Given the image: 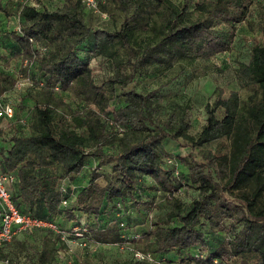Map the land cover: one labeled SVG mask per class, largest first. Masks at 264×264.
<instances>
[{"label":"trees","instance_id":"16d2710c","mask_svg":"<svg viewBox=\"0 0 264 264\" xmlns=\"http://www.w3.org/2000/svg\"><path fill=\"white\" fill-rule=\"evenodd\" d=\"M54 1L59 3L40 8L19 3L17 10L8 2L0 4L5 15L22 19L21 32L11 34L15 56L38 59L43 74L37 85L45 101L34 106L32 115L27 111L19 117L16 107L9 122L18 133L10 140L0 130V143H8L0 147V165L17 176L10 189L20 212L70 232L78 227L85 240L102 246L136 242L134 249L152 253L154 264H167V259L178 264H264V44L255 45L249 61L235 71L240 90L249 92L247 98L239 91L225 97L222 88L216 89L217 98L206 104V121L196 135L191 131L192 102H165L161 92L176 77L147 92L124 90L143 73L174 65L183 73L195 61L230 51L237 25L247 20L253 0H202L192 10L189 2L173 0H99L102 12H109V3L124 17L114 31L93 29L90 9L82 0ZM146 17L150 22L142 37L138 26ZM216 22L231 28L228 38L215 34ZM260 29L264 37V21ZM82 52L112 61L113 74L102 85L94 83L90 59ZM16 82L0 72V97ZM117 86L124 90L123 103ZM69 90L84 105L71 107L69 125L60 126ZM219 110H224L221 118ZM223 138L232 141L230 154L210 153L202 163L184 160L187 168L181 172L167 164L169 141L203 148ZM183 180L200 195L189 206L180 198ZM64 182L66 192L61 189ZM249 186L251 191L246 190ZM152 190L162 194L167 210L163 219L148 226L150 213L144 207L152 202L143 194ZM235 190L240 191L238 202L225 196ZM224 219L230 225L223 228L232 237L203 254L200 249L208 248L204 221L219 225ZM55 235L61 242V235ZM62 245H43L36 264H61L57 254L68 247ZM5 248L0 247V259L7 258Z\"/></svg>","mask_w":264,"mask_h":264},{"label":"rangeland","instance_id":"374dc122","mask_svg":"<svg viewBox=\"0 0 264 264\" xmlns=\"http://www.w3.org/2000/svg\"><path fill=\"white\" fill-rule=\"evenodd\" d=\"M176 4L183 5L189 2L191 10L194 4L201 2L202 0H173ZM8 2V6L12 10H17L21 0H0V4L4 5ZM35 5L43 6L50 5L52 3H59L54 0H32ZM109 12L89 10L88 14L89 23L93 29H104L108 31L119 30L122 27L124 17L119 13L112 4L107 3ZM148 16V15H147ZM149 17V16H148ZM148 17L145 20L140 21L138 26L139 32L144 36L150 22ZM22 19L19 15H5L4 11L0 9V72L9 74L13 78L22 79L29 77L32 86L22 87L16 89L13 87L7 91L6 97L11 100L15 106H18L19 117L26 115L28 111L29 115H32L33 108L37 104H42L45 101L42 89L37 85L39 80H42L43 74L40 70L38 59L33 60V63L29 67H24L23 58L15 56L17 46L12 38V32L16 30V27H22ZM264 21V0H253V4L250 7V13L246 21L237 25V30L233 36V41L230 51L219 53L208 60L195 61L191 66L180 73L179 67L174 65L171 69H164L162 72L143 73L137 77L136 84L127 86L124 90L128 91L132 88H136L138 91L147 92L151 89H156L160 85L169 82L173 77H176L174 81H170L161 92L165 95V102L169 100L183 103L191 101L193 106V128L192 134L196 135L204 125L206 121V104H214L217 98L218 88H222L225 91V97H228L231 91H239L243 99H246L249 92L240 90L236 81L235 71L239 63H247L250 59L252 48L257 44H264V37L262 35L260 26ZM136 27V24H135ZM17 31V30H16ZM214 32L217 35H223L228 38L231 32V28L224 24L216 22L214 26ZM48 48L43 50L47 53ZM84 57H89L90 67L92 70L91 76L96 85H102L113 74L112 61L104 58L94 56L93 53L85 52ZM130 71V69H128ZM203 72L206 75H203ZM123 89L117 86V93L119 94V103L124 102ZM59 95V94H58ZM65 104L68 107L61 109V116L58 120L60 126L69 125L70 112L78 106H83L84 103L80 102L79 97L69 90L66 93ZM118 101V100H117ZM72 107V108H71ZM91 108H95L94 104H91ZM218 117H223L224 110H219ZM59 126V127H60ZM3 134L9 137L18 133L15 124L12 122L3 123ZM10 134V135H9ZM167 147L171 148V155L167 159V164L170 167H175L179 171L181 168L186 169L184 160L188 163L192 162H206L212 154L223 155L230 154L232 150V141L229 138H223L217 142L203 148H192L185 145L183 140L169 141L166 143ZM171 161V162H170ZM103 172V170H101ZM181 172V171H180ZM105 178L101 177L100 181L104 183ZM183 193L180 198L185 202L186 206H189L191 201L198 198L199 191L196 187L190 186L185 180ZM247 191L252 190V186L246 188ZM239 190L232 192H226L225 196L234 202H238ZM144 198H149L152 202L150 207H144L150 213L148 226L152 223L159 222L164 218V212L167 208L164 203V197L161 193L152 190L151 192H145ZM230 222L228 219L221 220L219 225L211 224L208 221H204V231L206 233V239L208 241V248L200 249V252L207 254L210 251H215L221 244L226 243L232 237V232L228 229H224V226L229 227ZM73 235V234H72ZM70 235L67 240L74 239L68 243V247L61 248L57 254L59 260L62 263L70 261L69 264H106L120 262L121 264H136L135 257L131 248L136 247V242H128L125 246H105L104 248H93L91 244L87 243L84 246L80 237H72ZM57 235L47 230H33L27 233H21L13 241L6 245V255L10 260V264H36L38 253L46 245L51 247L54 244L56 246H63V239L57 243ZM80 239V240H79ZM146 240L141 242L145 244ZM134 245V246H133ZM229 263V261H226Z\"/></svg>","mask_w":264,"mask_h":264},{"label":"built area","instance_id":"2783aa9c","mask_svg":"<svg viewBox=\"0 0 264 264\" xmlns=\"http://www.w3.org/2000/svg\"><path fill=\"white\" fill-rule=\"evenodd\" d=\"M47 1V0H46ZM83 4L86 8L93 10V11H100V4L99 0H82ZM22 7L25 5H32L37 8L42 6L35 5L32 0H21ZM48 6V5H43ZM102 15L105 14L102 12ZM18 32H21V27H16ZM41 51L46 50V48H40ZM33 63V60L24 59L23 65L24 67H29ZM32 82L29 77H24L19 79L16 84V89H21L22 87L31 86ZM56 90H59V86L55 87ZM16 116V106L11 101L8 100L6 96L0 97V124L4 122H9L10 120L14 119ZM22 126H26V119H22L21 121ZM17 176L14 172H4L1 165H0V247H3L13 241L18 235L21 233H27L33 230H48L54 234H60L61 238L64 240L65 243H70L74 239L67 240L66 238L70 235H75L76 237H80L83 241L84 246L87 243L91 244V247L97 249L101 248L102 245L99 243H95L92 241H87L84 239L82 232L78 227L72 229V232L63 230L56 222L40 219L33 217L29 214H23L20 212L18 207L13 201L11 186L16 184ZM68 185L64 182L62 185V191H67ZM64 206L69 204L67 199L62 201ZM71 237V236H70ZM137 237V236H136ZM79 239V240H80ZM125 245H123L124 247ZM133 251V255L135 260L137 261H146L149 263H157L154 255L150 252H141L134 248H131ZM217 263V260H215ZM0 264H10L9 258H2L0 259Z\"/></svg>","mask_w":264,"mask_h":264},{"label":"crops","instance_id":"0c3cea01","mask_svg":"<svg viewBox=\"0 0 264 264\" xmlns=\"http://www.w3.org/2000/svg\"><path fill=\"white\" fill-rule=\"evenodd\" d=\"M27 115H29V114L27 113ZM2 128H3V123L0 124V130H1ZM2 131H4V130L2 129ZM9 135H10V134H9ZM5 136H6V138H7V141L10 140V139H9L10 137H9L8 135H5ZM7 141H4V142L0 143V147H5V146H7V144H8ZM135 216H136V214L133 212V213H132V217L134 218ZM70 224H71V223H70ZM104 247H105V246H102L100 249H102V248H104ZM169 257H171V256L169 255ZM68 262L70 263V261H68ZM68 262H66V261H65L64 263L61 262V264H69ZM166 262H167V264H178L177 262H170V261H168V259H167Z\"/></svg>","mask_w":264,"mask_h":264}]
</instances>
